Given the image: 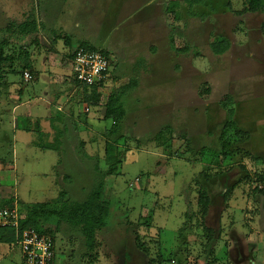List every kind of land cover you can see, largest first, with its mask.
<instances>
[{
    "label": "rangeland",
    "instance_id": "rangeland-1",
    "mask_svg": "<svg viewBox=\"0 0 264 264\" xmlns=\"http://www.w3.org/2000/svg\"><path fill=\"white\" fill-rule=\"evenodd\" d=\"M45 2L35 0L41 14ZM11 3L0 0V38L8 30ZM50 4L54 14L87 19L89 32L96 37L109 42L121 38L127 50L133 45L144 48L160 33L162 38L159 35L155 42L157 56L150 71L135 72L138 85L118 91L130 135L123 139L119 122L110 118L103 120L106 126L112 124L107 153L105 138L96 130H90L93 135L67 137L71 146L75 140L73 149L80 160H70L73 152L67 150L68 160L61 166L39 168L38 160H32L34 167H19L16 177L0 186L6 199L0 204L16 202L25 214L27 202L55 203L61 193L67 201L85 200L100 173L116 162L115 171L105 178L102 197L110 200V211L107 224L97 230L91 264H264V195L258 188V184L264 187V149L254 150L257 145H252L250 136L257 122L264 133V118L256 121L264 117L263 86L250 93L259 68L250 55V28L255 29L262 16L243 11L244 0H90L86 5L51 0ZM152 8L165 16L158 28L148 23ZM169 33L186 48H173ZM215 43L228 49L217 53ZM149 53L143 51L142 57L148 59ZM69 73V85L76 86L73 70ZM7 75L12 86L28 92L31 84L22 82L18 69ZM110 81L102 91L113 86ZM38 85L29 98L43 96L44 85ZM6 90L0 85V93ZM225 101L234 108L233 119L251 132L248 137L229 130ZM101 106L106 108V103ZM98 113L103 115L104 108ZM28 137L47 144L39 134ZM88 138H95L101 158L92 156ZM229 141L233 144L224 146ZM258 141L264 142V134ZM8 149L9 145H0V155L8 154ZM132 181L136 183L131 185ZM205 188L211 203L203 214L199 196ZM18 189L22 194L30 191L26 197L19 195L26 202L16 200ZM70 222L60 228L52 221L45 224L57 228L55 264H90L82 227ZM0 264L31 263L17 245L10 251L9 245L0 244Z\"/></svg>",
    "mask_w": 264,
    "mask_h": 264
},
{
    "label": "crops",
    "instance_id": "crops-1",
    "mask_svg": "<svg viewBox=\"0 0 264 264\" xmlns=\"http://www.w3.org/2000/svg\"><path fill=\"white\" fill-rule=\"evenodd\" d=\"M10 1L12 2V11L11 18H8V30L0 38L4 44L3 59L0 61V72L3 73L1 74L3 78L1 77L0 85L6 86L7 89L5 91L7 93H0V145H9L11 149L10 151L8 149V154L0 155V186L10 177H16L19 167H34L30 165L32 160H38L36 167L39 168L41 166L53 168L61 166L68 158L70 160L73 158L75 161L80 160L78 155L74 153L75 140L71 146L68 144L67 137L93 135L90 134V130H96L100 137L105 138L104 153H107L106 138L112 133V124L110 126L103 124V120L110 118H105V107L101 105L104 102L107 104L109 96L114 93L113 91L118 92L123 88L138 85L139 77H135V72L150 71V66H153L151 63H155L154 59L157 56L155 42L162 38V33H160L151 38L149 43L143 44L144 48H141L143 50L138 49V45H133L132 48L130 46V50H127L120 43L121 38L115 39L116 42H109L108 38L101 39V37L91 34L89 32L90 22L87 19L71 20L60 12L54 14L50 4L51 0H46V8L43 14H41L40 9L36 8L35 0ZM75 1H80L81 4L85 3L84 5H86L90 0ZM76 6L78 5L76 4ZM55 7L57 6L55 5ZM4 12L6 11L4 10ZM250 12L262 16L255 29L250 28L253 30L251 31L253 48L250 50V55L259 66L252 78L254 79L253 88L250 93L254 95L253 91L257 85V87L263 86L264 89V7L261 10ZM164 21L165 16L161 12L153 8L150 10L148 16L150 28H158ZM168 40L173 48H186L176 44L173 34L169 33ZM81 45L105 51L112 61L107 78L101 87L97 86L100 94L98 102L89 95L93 85L77 82L76 86L71 87L68 83L69 71L72 70V58L77 47ZM147 48L152 51L145 50ZM143 51L144 53L150 52L148 59L142 57ZM17 69L21 72V76L23 70H29L33 75V79L29 82H25L22 76L24 84H31L28 86V92L26 89L12 86L8 82L7 72ZM110 80L113 81V86L106 87L102 91V86H106ZM40 82L44 85L43 96L29 98V93L35 92ZM241 93L243 90L240 91V95H242ZM255 96L257 97V95ZM122 106L125 111L124 115H126L127 110L124 104ZM103 108L104 114L99 115L98 109ZM123 117L119 121V130L124 139L126 135H130L126 133L131 128L127 119ZM262 118L264 117H258L256 121ZM255 125L250 136L253 139L252 145H257L254 150L258 151L264 149V142L258 141V136L264 133L262 131L263 125L260 122L255 123ZM29 134L37 136L39 134L46 137L47 144H40L34 137H28ZM86 140V143H91L88 147L92 156L101 158L97 154L99 153L97 150L98 143L95 138L91 141H89L90 138ZM28 148L30 149L29 153H27ZM31 150H35V152H31ZM67 150L73 152V155L68 156V158L65 155ZM20 151L22 154H19ZM53 153L55 155H52ZM28 192L30 194L28 190L22 194L21 190H16L18 197L16 200L19 203L25 201L19 195L22 194L26 197ZM4 194L3 191V196L0 194V199H5L3 198ZM28 204L30 202L26 203V205ZM21 214L24 217L25 214ZM0 244L9 245L10 251L16 246L13 243L0 242ZM6 252L8 251H3V253Z\"/></svg>",
    "mask_w": 264,
    "mask_h": 264
},
{
    "label": "trees",
    "instance_id": "trees-1",
    "mask_svg": "<svg viewBox=\"0 0 264 264\" xmlns=\"http://www.w3.org/2000/svg\"><path fill=\"white\" fill-rule=\"evenodd\" d=\"M244 8L243 11H258L263 9L264 0H244ZM25 26V25H23ZM3 41H0V61L3 59ZM88 47V46H87ZM91 48V47H90ZM215 52L223 53L228 49L227 46L218 45L215 43L213 45ZM120 93V92H119ZM118 92L113 93L109 96L106 108H105V118H112V120L117 124L122 117L124 116V107L119 103L120 97ZM91 97H94L95 101L98 102L100 98V94L98 93L97 86H92L91 91L89 92ZM224 107L227 109L228 115V126L229 130H233L234 134L237 136H247L249 135V130L243 129L239 124L233 119L234 108L229 107L227 101L224 102ZM240 139H235L233 142L238 143ZM107 143V142H106ZM225 144H233L231 141L224 143ZM106 149L108 152V146L106 144ZM223 154L224 149L221 151ZM117 161H120L117 158ZM116 162H113V167L110 164V169L104 173H100V180L93 184L91 191L88 197L82 201H67L64 193H61L55 203H33L25 206L27 211L24 217L21 219V227L32 226L37 228L41 232L51 233L53 236V229L51 227L46 226L47 222H54L57 228H60L62 223H72L76 222L79 226L82 227V234L85 238V243L87 245L88 251L90 254L89 263H93L94 258L92 257L94 254V250L96 246V234L97 230L101 229L107 224V218L110 211V200L102 197V191L105 184V178L112 174L116 167ZM115 165V166H114ZM259 191L264 195V187H258ZM199 199L202 203V212L203 214L207 213L208 206L211 203V198L207 193L208 190H200ZM12 205V204H10ZM54 205V208L52 207ZM56 228V229H57ZM54 238V236H53ZM16 234L13 227L10 226H2L0 227V242L5 243H13L15 244ZM56 261V259H55ZM54 261V264H55Z\"/></svg>",
    "mask_w": 264,
    "mask_h": 264
},
{
    "label": "built area",
    "instance_id": "built-area-1",
    "mask_svg": "<svg viewBox=\"0 0 264 264\" xmlns=\"http://www.w3.org/2000/svg\"><path fill=\"white\" fill-rule=\"evenodd\" d=\"M111 58L103 50L79 46L72 58V70L75 80L84 85L101 87L111 68ZM25 82L33 79L29 70H23ZM139 178L136 177V181ZM136 182H131L133 185ZM261 187V184H258ZM21 214L16 203L0 204V227H13L16 234L15 245L22 251L25 259L31 264H54L56 259L55 240L51 233L41 232L32 226L21 227Z\"/></svg>",
    "mask_w": 264,
    "mask_h": 264
}]
</instances>
